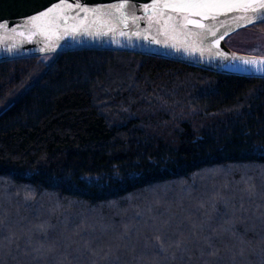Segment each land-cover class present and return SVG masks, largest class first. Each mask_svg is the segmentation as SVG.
I'll use <instances>...</instances> for the list:
<instances>
[{
  "label": "trees",
  "instance_id": "trees-1",
  "mask_svg": "<svg viewBox=\"0 0 264 264\" xmlns=\"http://www.w3.org/2000/svg\"><path fill=\"white\" fill-rule=\"evenodd\" d=\"M264 49V21L226 38ZM0 264H264V77L78 49L0 61Z\"/></svg>",
  "mask_w": 264,
  "mask_h": 264
},
{
  "label": "water",
  "instance_id": "water-1",
  "mask_svg": "<svg viewBox=\"0 0 264 264\" xmlns=\"http://www.w3.org/2000/svg\"><path fill=\"white\" fill-rule=\"evenodd\" d=\"M176 0H0V61L78 49L129 51L176 58L236 75L264 77L257 71L264 55L230 48L225 40L242 28L263 22L264 0H247L248 10L194 9L173 11ZM125 7L117 11L118 5ZM61 8L34 24L30 18ZM218 12L216 19L212 14ZM200 13L202 15H198ZM187 16L188 20L181 19ZM246 17H252L249 21ZM188 21H198L205 27ZM211 27L215 37L207 33ZM14 29V31H13ZM123 33V35L121 34ZM223 35L222 39L219 37ZM253 60L256 64H246Z\"/></svg>",
  "mask_w": 264,
  "mask_h": 264
},
{
  "label": "snow or ice",
  "instance_id": "snow-or-ice-1",
  "mask_svg": "<svg viewBox=\"0 0 264 264\" xmlns=\"http://www.w3.org/2000/svg\"><path fill=\"white\" fill-rule=\"evenodd\" d=\"M163 8L172 9L173 11H184V10H194V9H226L227 11H232L234 9H244L245 11L248 10L249 4L247 0H176L175 3H164L160 5ZM117 7V11H120L125 7V4L122 3ZM259 8L264 9V2L259 4ZM62 11L61 8H50L47 11L40 13L37 16H33L30 18V23H35L36 21L40 20L42 17H48L53 12H60ZM252 11L256 13V18L264 21V13H258L256 8H252ZM198 15H202L197 13ZM219 15L218 12L212 14L211 18L216 19ZM249 21H251L252 17H246ZM181 19L188 20L187 16H181ZM189 23L197 24L198 27H205L202 24H199L198 21H188ZM7 25L0 24V29L6 28ZM14 31V29H13ZM207 33L211 36L215 37L217 35L216 31H213L211 27L207 29ZM123 35V33H121ZM223 35L219 37L222 39ZM246 64H256V61L253 60H246L244 61ZM261 67L257 69V71L264 72V62H260Z\"/></svg>",
  "mask_w": 264,
  "mask_h": 264
},
{
  "label": "rangeland",
  "instance_id": "rangeland-1",
  "mask_svg": "<svg viewBox=\"0 0 264 264\" xmlns=\"http://www.w3.org/2000/svg\"><path fill=\"white\" fill-rule=\"evenodd\" d=\"M244 39L245 38H243V39H239V38L232 39L234 46L236 48H239V49H249V50H254V51L256 50V51H259L260 53L264 52V49H254L253 48L254 45H252L250 42L245 41ZM257 55H262V54H257Z\"/></svg>",
  "mask_w": 264,
  "mask_h": 264
}]
</instances>
